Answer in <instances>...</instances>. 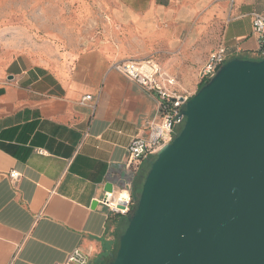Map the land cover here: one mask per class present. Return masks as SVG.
Instances as JSON below:
<instances>
[{"label": "crops", "instance_id": "obj_1", "mask_svg": "<svg viewBox=\"0 0 264 264\" xmlns=\"http://www.w3.org/2000/svg\"><path fill=\"white\" fill-rule=\"evenodd\" d=\"M78 1L73 15L90 25L77 39L61 32V56L0 67V264H59L74 250L107 264L115 252L119 218L97 200L108 185L133 194L148 161L126 166V148L160 117L157 95L114 64L166 53L175 92L193 95L220 47L228 59H260L250 15L264 17V0Z\"/></svg>", "mask_w": 264, "mask_h": 264}, {"label": "water", "instance_id": "obj_2", "mask_svg": "<svg viewBox=\"0 0 264 264\" xmlns=\"http://www.w3.org/2000/svg\"><path fill=\"white\" fill-rule=\"evenodd\" d=\"M182 113L107 264H264V58L227 60Z\"/></svg>", "mask_w": 264, "mask_h": 264}, {"label": "built area", "instance_id": "obj_3", "mask_svg": "<svg viewBox=\"0 0 264 264\" xmlns=\"http://www.w3.org/2000/svg\"><path fill=\"white\" fill-rule=\"evenodd\" d=\"M250 17L253 34L258 38L259 57L262 59L264 58V17L257 13H252ZM227 60L229 59L225 48L220 47L211 52L198 72L199 84H204L212 78ZM112 68L145 91L155 93L158 98L157 113L160 122L148 124L147 135L132 138L126 148V166L138 167L143 161L152 159L155 153L178 133L185 119L182 113L184 105L192 95L177 94L176 79L162 72L151 60H125L114 64ZM90 99L91 96H85L81 102ZM7 178L18 182L20 174L11 170L7 173ZM97 204L106 207L110 213L124 218L132 212L134 198L130 188L111 190L104 193L103 197L97 200ZM59 264H87V258L79 250H74L68 254L64 262Z\"/></svg>", "mask_w": 264, "mask_h": 264}, {"label": "rangeland", "instance_id": "obj_4", "mask_svg": "<svg viewBox=\"0 0 264 264\" xmlns=\"http://www.w3.org/2000/svg\"><path fill=\"white\" fill-rule=\"evenodd\" d=\"M79 6L78 0H0V67L5 68L18 56H30L37 62L61 56L64 50L60 45L65 44L61 32L69 29L77 39L76 34H81L85 26L90 25L89 21L78 20L73 15L78 12ZM92 25L93 31H99V22L96 26L94 22ZM144 58L161 69V61H165L167 55L149 53L132 56L137 61Z\"/></svg>", "mask_w": 264, "mask_h": 264}, {"label": "trees", "instance_id": "obj_5", "mask_svg": "<svg viewBox=\"0 0 264 264\" xmlns=\"http://www.w3.org/2000/svg\"><path fill=\"white\" fill-rule=\"evenodd\" d=\"M202 85H203V84H201L200 87H201ZM200 87H199V88H200ZM146 167H147V166H146ZM144 170H145V168L141 170L140 176H139V178H138V180H137V182H136V184H135V186H134V189H133V198H134V199H135V197L137 196V194L139 193V190H140V183H141V176H142ZM116 217L119 218V221H118V223L116 224V228H117V231H116L117 234H116V235H117V238H118L119 235L121 234V232H122L123 229H124V226H125L124 221H125V220H123V217H120V216H117V215H116Z\"/></svg>", "mask_w": 264, "mask_h": 264}]
</instances>
